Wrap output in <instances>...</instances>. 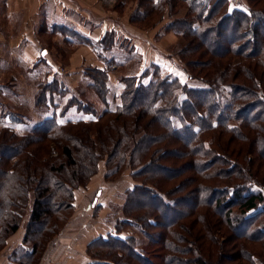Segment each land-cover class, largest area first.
Segmentation results:
<instances>
[{"label": "trees", "instance_id": "16d2710c", "mask_svg": "<svg viewBox=\"0 0 264 264\" xmlns=\"http://www.w3.org/2000/svg\"><path fill=\"white\" fill-rule=\"evenodd\" d=\"M178 2L188 12L167 27L190 40L199 39L210 53L222 54L218 60V55L216 60H202L203 67L201 61L179 58L188 79L203 85L192 86L179 75L163 74L152 66L147 82L145 75L122 78L124 89L113 108L107 105L108 69L94 67L92 74L87 73L92 80L89 88L106 103L97 112L88 98L79 99L68 82L54 75L40 83L36 95L37 106L51 105L52 115L25 134L10 125L1 127L0 251L20 228V209L33 196L23 243L11 254L13 264H39L74 210L76 190L98 171L101 154L96 140L108 134L117 137L109 147L105 177L111 179L129 166L134 181L122 213L111 219L114 230L88 243L85 264H227L223 261L229 256L221 253L215 261L213 253L218 242L223 251L219 238H225L226 231L237 241L234 248L240 246L239 238L264 244V0H246L243 6L232 0H148L147 9L140 10L133 22L145 20L152 26L162 18L154 17L155 9L166 5L178 9ZM226 31L231 32L229 38ZM87 39L91 45L93 40ZM114 42L109 30L96 45L108 49ZM232 54L249 59L243 65L245 75L231 74ZM225 58L228 67L219 62ZM44 60L41 54L38 62ZM57 94L69 98L58 100ZM72 112L86 116L64 119ZM137 127L145 130L144 136L130 132ZM223 133L230 137L225 139ZM165 141L170 148L160 146ZM58 143L63 145L59 158L48 159ZM245 154L250 161L255 155L252 168L243 163ZM170 156L174 167L161 164ZM184 176L188 177L181 181ZM154 178L160 184L153 183ZM191 200L193 206L184 205ZM204 209L213 211L208 214L212 229L204 226L207 217L199 212ZM241 246L249 264H260L245 242Z\"/></svg>", "mask_w": 264, "mask_h": 264}, {"label": "rangeland", "instance_id": "374dc122", "mask_svg": "<svg viewBox=\"0 0 264 264\" xmlns=\"http://www.w3.org/2000/svg\"><path fill=\"white\" fill-rule=\"evenodd\" d=\"M147 2L148 0H70L71 10L77 9L80 12L70 13L67 18L56 14L55 8L58 6L53 8V15L45 18L44 15H41L43 9L41 0L16 2L22 17L19 20L15 19L13 21L12 19L9 21L5 16H1L0 44H3L10 37L9 33H4V29H7L8 32L16 30L19 32L27 31L32 34L40 47H46V53L43 54L44 50L42 49L41 54L45 57L44 63L47 65V69L45 68L46 70L37 75L38 83L35 84V95L42 89L40 83L51 81L54 75L60 76V80L63 79L65 82L70 83L69 86L72 93L78 95L79 99L88 98L97 112H102L106 108V103L97 95L95 90L88 86L91 78L89 75L87 76V73L92 74L91 69L94 67L108 69L110 91L107 94V105L113 108L119 103L117 99L124 89L122 78L130 75H138L139 77L145 75L143 81L147 82L151 80L152 75H147L148 71L152 72L150 69L155 68L152 66L160 67L163 74L179 75L192 86L203 85L199 80L188 79L183 71L184 62L182 63L179 58L184 57L188 62L201 61L199 67H203L202 60L208 57L216 60V55H218V60L222 54L220 55L218 52V54L210 53L203 47L199 39L190 40L187 35H181L167 27L171 21L183 18L188 12V9L181 2H178V9L170 8L169 5L155 9L154 13L156 14L154 17L162 14V18L160 20L157 19V22L152 26H150L151 23L148 24L145 20L133 22L132 18L140 10L144 11L147 9ZM232 3L235 6H243L246 0H232ZM45 24L48 27V31L44 28L46 27L44 26ZM101 25L107 26V31L113 30L114 32L115 42L108 49L102 45H96L97 40H100L106 33L105 31L96 39L91 37V32L100 28ZM53 28H56V32L51 33ZM230 33V31H226V37L229 38ZM100 34L101 31L98 35ZM87 38L93 40L91 45L85 41L88 40ZM217 39L222 42L224 40L223 36H218ZM187 47L191 49H187ZM0 57L5 56L0 55ZM248 60L243 55L232 54L230 67L233 70H231V74L237 71L242 76L245 75L243 65ZM219 62L227 64L226 67L229 66L226 58ZM35 65H28L29 68H27L34 72ZM216 67L219 68L218 62ZM203 69L209 70L208 68ZM22 74V69L12 66L4 75V71L0 67V134L2 132L1 127L4 125H10L19 133L25 134L44 121L46 117L52 115L51 105L43 104L37 106L36 104V108H34L29 103H26V105L18 104L17 100L15 101L9 97L10 95L7 93L9 89L30 94V88L25 83V78ZM30 77V75H26L27 81L30 80ZM5 92L6 94L4 95ZM90 93L92 96L89 97ZM67 94L71 95L69 92ZM67 94L64 95L66 96ZM64 95L57 94L56 96L58 100H68V96V98H62ZM98 97L101 103L95 101ZM13 107H16L15 110L18 112H14L12 110ZM85 116L72 112L65 114L64 119L85 118ZM87 117H92V115L88 114ZM130 132L140 138L144 136L145 130L137 127ZM111 135L113 136L108 134L103 139L96 140L98 152L101 154L98 171L90 178L87 185L76 190L75 208L70 212V217L65 221L62 230L45 249L39 264H85L89 258L87 254L88 243L98 236L107 235V233L114 230L113 225L110 223L111 219L114 215L117 216L122 213L121 208L125 203L127 190L133 185L134 179L129 166L119 175L111 177V179L105 177L109 163L106 159L111 158L109 156V147L117 137L116 134ZM223 135L225 139L230 137L226 133H223ZM234 139L236 138L234 137ZM237 140L239 142L236 146L239 147L241 146V140ZM145 143H147V140ZM167 143L166 141L162 142L160 146L170 148L171 146ZM52 147L48 159L59 158V152L63 145L58 143L57 148L55 145ZM171 156L161 160V164L174 167L175 161ZM251 157L253 159L250 161L248 154L244 155L242 161L246 167L252 168L253 164H256L255 155H251ZM16 160L17 158L11 160L13 166L14 163L16 164ZM257 162L260 161L257 160ZM262 165V175L264 177V162ZM55 174L58 175L59 173L55 171ZM187 177H182L181 181ZM152 182L160 184L157 178H154ZM97 193L98 196H96ZM32 204L33 196L30 198L28 206L20 209L23 215L21 226L8 237L5 247L0 251V264H13L11 254L15 248L23 243ZM184 205L193 206V202L192 200L187 201ZM51 206H53V203ZM199 212L205 213L207 217L206 222L204 221V226L208 225L212 229L213 224L208 220V214L211 213L212 215L213 211L204 209ZM199 212H195L198 215V219L196 214L193 216V219H197V223L200 220ZM212 219L215 222L216 217H212ZM198 226L199 229L202 227L201 224H198ZM226 232L232 234L230 231ZM227 233L225 238H219L220 241L224 242L223 251L220 250V242L213 244L215 257L224 253L229 256L223 261L227 264H249L241 251V242H245L246 247L260 257L261 261L259 263L264 264V244L239 238L240 246L234 248L237 241L231 236L228 237ZM138 234L137 236L143 240L142 235ZM212 234L214 235V232ZM218 260L216 257L215 261Z\"/></svg>", "mask_w": 264, "mask_h": 264}, {"label": "crops", "instance_id": "0c3cea01", "mask_svg": "<svg viewBox=\"0 0 264 264\" xmlns=\"http://www.w3.org/2000/svg\"><path fill=\"white\" fill-rule=\"evenodd\" d=\"M16 2H25V0H0V21H2L3 16H5L9 21H11L12 19L13 21L15 19L19 20L22 17V13L18 10ZM41 2V6L43 8L41 15H44L45 18L49 15L54 14L53 8L55 6H58L57 8H55L56 14L65 18H67L70 13L80 12L77 9L71 10L70 0H41ZM106 28L107 26L101 25L100 28L91 32V37L93 39L100 37L104 31L106 32L108 30ZM100 31L101 34L98 35ZM4 33H9L10 37L6 39L3 44H0V55L5 56L0 57V67L4 71V75H6V72H8L12 66H17V68L19 67L20 69H22V75L25 78V83L27 84L28 88H30V94L18 92L15 89H9L7 93L8 95H10V98L15 101L17 100L18 104L26 105V103H29L32 107L36 108L35 84L38 83L37 75L47 69V65L44 62L39 63L38 61L41 56L42 49L46 50V47H40V45L36 41V38L33 37L32 34H29L27 31L19 32L15 30L8 32L7 29H4ZM28 65H35L36 72L34 71V73L29 70ZM26 75L31 76L29 81H27ZM90 83L91 79L90 82H88V86H90ZM91 93L88 95L89 97L92 96ZM5 94L6 92L4 93V95ZM95 101L101 103L99 97L98 99L96 98ZM15 109L16 107L12 108L14 112H18Z\"/></svg>", "mask_w": 264, "mask_h": 264}, {"label": "water", "instance_id": "95a60500", "mask_svg": "<svg viewBox=\"0 0 264 264\" xmlns=\"http://www.w3.org/2000/svg\"><path fill=\"white\" fill-rule=\"evenodd\" d=\"M45 53H46V50H44L43 54H45Z\"/></svg>", "mask_w": 264, "mask_h": 264}]
</instances>
